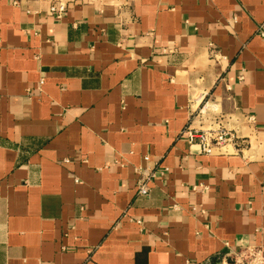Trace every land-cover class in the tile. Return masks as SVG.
Wrapping results in <instances>:
<instances>
[{"label": "crops", "instance_id": "crops-1", "mask_svg": "<svg viewBox=\"0 0 264 264\" xmlns=\"http://www.w3.org/2000/svg\"><path fill=\"white\" fill-rule=\"evenodd\" d=\"M58 1L0 0V264L264 244V0ZM219 124L236 144L188 145Z\"/></svg>", "mask_w": 264, "mask_h": 264}, {"label": "built area", "instance_id": "built-area-1", "mask_svg": "<svg viewBox=\"0 0 264 264\" xmlns=\"http://www.w3.org/2000/svg\"><path fill=\"white\" fill-rule=\"evenodd\" d=\"M64 0H59L57 4H53L50 7V12L56 17L61 18L63 12L65 11ZM261 36H264L263 32H260ZM40 83L42 81L40 80ZM187 136L188 145H195L198 151L205 155H211L214 151L220 150L226 144L231 141L236 144L234 136L227 130L225 127L220 124L215 128L209 129H196L186 127L184 129ZM144 160H148V156H144ZM167 167H163L161 173L167 171ZM136 171L139 173V178L136 183V190L138 195L145 196L149 193L150 182L155 176V172L151 169L145 167H137ZM201 186L202 189H205V186ZM199 186L191 187L192 190H197ZM177 208L176 205H174ZM194 209V208H193ZM137 223H140L139 220H136ZM220 264H264V244H248L240 248L238 251H235L221 259Z\"/></svg>", "mask_w": 264, "mask_h": 264}, {"label": "water", "instance_id": "water-1", "mask_svg": "<svg viewBox=\"0 0 264 264\" xmlns=\"http://www.w3.org/2000/svg\"><path fill=\"white\" fill-rule=\"evenodd\" d=\"M218 264H220V263H218Z\"/></svg>", "mask_w": 264, "mask_h": 264}]
</instances>
